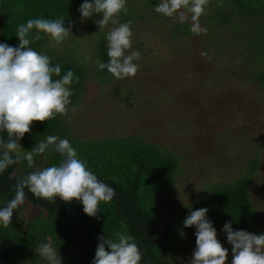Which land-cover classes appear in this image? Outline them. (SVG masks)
<instances>
[{"label": "rangeland", "instance_id": "374dc122", "mask_svg": "<svg viewBox=\"0 0 264 264\" xmlns=\"http://www.w3.org/2000/svg\"><path fill=\"white\" fill-rule=\"evenodd\" d=\"M159 2L126 0L128 12L119 14L123 20L132 18V48L126 51V55L131 51L141 54L139 60L133 61L139 65L135 77L116 79L108 71L102 73H106L105 76L98 72L96 62L101 40H97L96 34L107 36L113 27L118 26L109 22L99 27L97 21L102 19V14H94L87 19L78 14V22L71 26L70 40L59 46L48 44L50 57L74 60L86 71L85 94L75 105V113L69 111L65 116L70 136L85 142L103 138L132 142L143 140L156 146L162 156L168 155L175 160L178 156L183 158L169 190L161 195L158 202L164 218L159 223L153 218L154 222L149 223L161 233L172 225L174 216L186 215L200 207L211 193L212 186L222 187L243 180L242 175L249 169L248 163L256 158L263 171L257 174L254 183L247 186L246 194L256 209L248 226L264 233V81L258 78V73L264 72V65L256 64V60L249 64L254 49L261 48L264 15L244 18L245 30L232 31L226 23L215 31L207 29V34H183L174 39V36L169 37L168 31L182 34L190 29L191 21L180 23L178 18H168L155 12L153 6ZM216 2L210 0L206 14L199 21L202 27L206 28L212 22L210 13ZM223 5L228 6L226 2ZM229 7H225L226 11ZM131 12L135 14L132 17ZM243 31L249 43L239 37ZM202 52L208 55L202 56ZM117 88L122 90L121 96L128 94L127 101L115 100ZM19 144L21 148L17 151L23 153L22 144ZM120 144L129 146L130 143L123 141ZM111 165V161L96 164L98 169H102L100 171L110 170ZM139 165L144 167L143 163ZM42 166L38 164L37 169H43ZM144 169H151V166ZM20 171L19 163H16L9 176L21 175ZM106 180L109 178L102 181ZM124 180L121 178V184ZM1 181L0 173V198L15 197L16 189L9 182L2 184ZM151 210L147 212L150 217L153 216ZM51 212L48 215L47 210L26 198L13 215L22 222L25 231L27 223L34 217L55 215ZM71 215L60 218L56 231L60 228L72 231L74 239L85 241L89 246L81 255L87 262L95 258L98 237L117 240V232L127 231L115 222L103 225L97 216L77 213L76 218ZM94 222H97L96 226ZM220 223L212 222L218 241L228 250L226 264H231L232 246ZM93 233L97 236L93 237ZM70 238V234L61 235L59 232L51 240L54 243V240L62 242ZM157 240L158 236L153 242ZM168 241L169 247L166 248L170 249L162 258L159 257L161 253L157 255L160 262L190 264L196 249L195 233L180 234L172 230ZM69 242L73 243V238ZM38 258L39 261L33 264H47L44 258Z\"/></svg>", "mask_w": 264, "mask_h": 264}, {"label": "trees", "instance_id": "16d2710c", "mask_svg": "<svg viewBox=\"0 0 264 264\" xmlns=\"http://www.w3.org/2000/svg\"><path fill=\"white\" fill-rule=\"evenodd\" d=\"M216 1V7H214L210 13L212 22L206 27L207 29L211 28L215 31L222 25L228 23V28H231L230 30L232 31L242 28L245 30V25L242 22L244 18L247 19L250 16L258 14L264 15V0ZM89 2L91 3L93 0H89ZM224 2L230 6L229 11H226L225 7L228 6H224ZM83 3L84 0H0V15L2 16V21L6 12H8L9 15L8 24L4 27L1 39L3 43L18 47L19 40L16 36L18 26L25 24L29 19L63 18L65 20V27L74 26L79 20L77 17L78 14H80L78 9ZM132 15L135 14L131 12V17ZM140 17L141 16H139V18ZM118 19L120 23L132 20L130 17L123 20L120 16ZM247 29L249 30V27ZM168 33L169 37L174 36V39L177 38V35H194L191 31V27L182 34L175 33L173 30L168 31ZM245 36L246 33L243 31L239 37H242L245 42H248ZM96 38L97 40H101L100 47H98L99 60L107 63L108 43L106 42V36L98 33L96 34ZM49 39V37L44 36L39 41L32 40L30 47L37 52L47 55L50 58L52 66L59 65L61 68V76L66 74L68 70H71L75 76L79 77V83L73 82L71 85L74 95L70 99L72 105H76L85 94V83L87 80L85 68L79 66L74 60H65L61 57H50L48 53ZM68 40H70V38L66 41ZM173 43L176 44L177 42ZM261 43V48L259 47L258 49L257 47L254 49L251 62H249L250 65L253 64L255 60V62H257L256 64L264 65V38ZM104 71L106 72L107 69H98V72H101L102 76L106 75V73H104L105 75L102 74ZM58 78L59 77H53V79ZM258 78L264 81V72H259ZM121 91L120 88L115 90V100H122V102L127 101L129 97L128 94L121 96ZM72 105H69V108H71ZM69 130L70 127L66 122L65 116L57 115L54 120L45 121L43 123L33 122L30 133L25 134L19 141L23 149V153L17 151L20 156L18 163L21 169V175H18L19 178H25L30 172L38 170V164H42V168H46L58 165L60 159H63L50 148L46 150L45 153L35 156V165L33 168H29L24 156L26 152L31 151L36 144L46 142V138L49 135H55L61 139L69 140L77 151L78 158L86 162L88 169L101 181L109 178V180L104 181V183L110 186V181H112V187L116 191V197H114L111 202H101L99 206L100 211L97 213V217L101 218L102 224L105 225L107 222H115L119 224L121 228H126L127 231L125 233L135 238V242L142 251V260L140 264H166L160 262L157 255L161 253L159 257L162 258L163 254L170 249L166 248L169 247L170 243L168 241V234L170 231L175 230L180 234L196 232L195 226L186 228L183 224V221L190 213L177 217L174 216L171 221L172 225H170L164 233L155 231L149 224L150 222H154L151 220L153 218L156 219L157 223L161 222L160 219L162 220L164 218L160 203L158 202L161 201V195L164 194L166 190H169L171 181L179 172V161H182L183 158L178 156L175 160L168 155L162 156V153L156 146L143 140V142L139 140L132 142L130 140L126 141L111 138L91 140L88 142L84 140H74L71 138ZM0 137L4 139L7 137V133L0 132ZM123 141L125 143H130L129 146L120 144ZM99 146L102 147L99 148ZM104 161L112 162L110 170L100 171L102 169H98L96 166V164ZM140 163H143L144 167L151 166V169H144L143 166L139 165ZM248 164L249 169L242 175L244 177L243 180L236 181L232 184H226L222 187H220L221 185L217 187L212 186L211 193H209L202 202L200 201V207L195 208L193 211L207 208V219L211 222L219 221L223 226L226 222H230L233 231L245 230L257 235L264 234L261 232L262 230H257V228L253 229L248 226L250 219L253 218L255 215L254 213H256V209L247 196L248 193L246 194V191L248 192L247 186L254 183L257 174L263 171V166L256 158L251 160ZM116 165L121 166L122 169L120 170ZM6 170L1 173L2 184H6L4 181ZM157 175L159 177L156 180ZM120 177L125 179L122 184L120 182ZM10 184L16 189V182ZM26 198L37 206L39 205L37 200L33 199L31 196H26ZM12 199H14V197H12ZM12 199L5 200L0 198V208L6 207ZM37 199L44 208L51 205L47 200L41 198ZM72 202L73 204L69 205L61 201L63 206L54 210L47 208L48 215L49 211H52L51 213L55 212V215L53 214L54 216L52 215L47 218L34 217L33 221L27 223V229L25 231L22 228V222L15 215H13L12 224L8 228H4L2 224H0V264H33L36 260L39 261V254L35 252V249L41 243H51L56 250L62 251L59 252L63 260L62 264H92L91 261L94 259L87 262L81 255L89 246L85 244V241L74 239L72 231L66 229L62 230L61 228L58 232L56 231L59 227L55 226L60 222L61 217H66L73 213L71 216L77 218V213L85 214L83 205L79 201L73 200ZM43 206H40V208H43ZM75 209H80V211ZM149 209H152V217L147 215ZM44 218L45 220H42ZM96 223L97 222H94L95 226ZM144 225L146 227H144ZM72 227L75 226L72 225ZM59 232L61 235L64 233L70 234L74 242L68 243V241L72 239L70 238V240L62 242H56L54 240L53 243L51 240L53 235ZM96 236L97 235L93 233V237ZM157 236H159L158 240L153 242V239H156ZM154 249L157 251L155 252ZM143 256L147 257L150 262L143 259Z\"/></svg>", "mask_w": 264, "mask_h": 264}, {"label": "clouds", "instance_id": "9594fccd", "mask_svg": "<svg viewBox=\"0 0 264 264\" xmlns=\"http://www.w3.org/2000/svg\"><path fill=\"white\" fill-rule=\"evenodd\" d=\"M209 4L210 0H160L154 8L155 12L165 17L178 18L180 23L190 20L191 31L201 35L207 34V28L202 27L199 21L206 14ZM78 11L85 19L102 14V19L97 21L99 27L109 22L118 25L106 36L108 61L104 63L98 60V69H107L116 79L135 77L139 65L133 61L139 60L141 54L131 51L126 55V51L132 48L131 21L120 23L118 19L121 12H128L126 0H93L91 3L84 0ZM71 34V27H65L63 18L29 19L18 26V47L0 43V132H6L8 137L7 141L0 137V173L19 162L17 149L21 146L18 142L30 133L33 122L54 120L57 115L68 116L69 111L75 113L76 106L72 105L70 99L74 95L71 85L73 82L78 84L79 77L71 70L61 76L59 65L52 66L47 55L30 47L32 40L39 41L44 36L50 38L49 43L59 46ZM201 55L208 54L202 52ZM54 76L59 78L53 79ZM69 105L72 107L69 108ZM50 148L63 159L58 165L32 171L17 182L14 199L6 207L0 208V224L4 228L12 224L14 210L25 203V189L50 204L57 197L64 203L79 201L89 217L97 216L101 202L108 203L116 197L115 189L88 169L67 139L49 135L46 142L36 144L24 156L28 167L33 168L34 157ZM207 212V208L191 211L183 221L184 227L196 228V249L190 264H226L228 250L218 241L216 229L207 219ZM223 230L232 246L231 264H264V234L233 231L230 222L225 223ZM115 235L117 240L98 237L92 264H140L142 251L135 238L123 232ZM35 252L47 264H62L61 256L51 243H41Z\"/></svg>", "mask_w": 264, "mask_h": 264}, {"label": "flooded vegetation", "instance_id": "af4514ba", "mask_svg": "<svg viewBox=\"0 0 264 264\" xmlns=\"http://www.w3.org/2000/svg\"><path fill=\"white\" fill-rule=\"evenodd\" d=\"M9 15H8V12H6V14H5V16L3 17V21H2V16L0 15V43H1V38H2V35H3V31H4V27L5 26H7V24H8V20H9V17H8ZM15 167V166H14ZM14 169V168H13ZM9 175H10V173H9ZM10 179H15V180H18V181H20V180H22L23 179V177H21V178H19V176H14V177H10V176H8ZM5 181V180H4ZM18 181H13V182H10V183H17ZM30 193V192H29ZM26 196H29V195H26ZM32 197V196H31ZM33 198V197H32ZM33 199H36L37 200V202H38V206L40 207H42L43 205L41 204V202L37 199V197L36 198H33ZM53 204V203H52ZM52 204L49 206V207H46V208H44V206H43V208L45 209V210H47L48 211V209H50V210H54V209H56V208H59V207H62L63 205L61 204V200H60V198L59 199H57V201H55V208H53L52 207ZM48 208V209H47ZM53 208V209H52ZM143 259H145V260H147V261H149L150 262V260L147 258V257H144L143 256Z\"/></svg>", "mask_w": 264, "mask_h": 264}, {"label": "water", "instance_id": "95a60500", "mask_svg": "<svg viewBox=\"0 0 264 264\" xmlns=\"http://www.w3.org/2000/svg\"><path fill=\"white\" fill-rule=\"evenodd\" d=\"M4 140L7 141V140H8V137H5ZM14 166H15V164L9 166L8 169L6 170V173H5V175H4V180H5V182H9V183H10V182H13V181H18V180H15V179H10V178L8 177V176H9V173H11L12 169L14 168ZM110 182H111V184H112V181H110ZM25 192H26V195H29V196H32L33 198H36L34 195H32L31 193H29V192L27 191V189H25ZM55 201H57V200H55ZM52 207L55 208V202L52 204Z\"/></svg>", "mask_w": 264, "mask_h": 264}]
</instances>
